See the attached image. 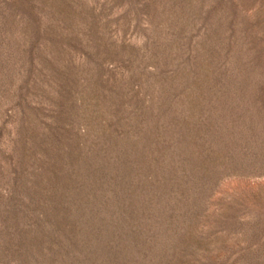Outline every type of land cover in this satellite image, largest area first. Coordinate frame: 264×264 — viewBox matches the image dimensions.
Returning <instances> with one entry per match:
<instances>
[{"label": "rangeland", "instance_id": "374dc122", "mask_svg": "<svg viewBox=\"0 0 264 264\" xmlns=\"http://www.w3.org/2000/svg\"><path fill=\"white\" fill-rule=\"evenodd\" d=\"M0 264H264V0H0Z\"/></svg>", "mask_w": 264, "mask_h": 264}]
</instances>
